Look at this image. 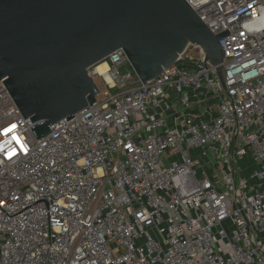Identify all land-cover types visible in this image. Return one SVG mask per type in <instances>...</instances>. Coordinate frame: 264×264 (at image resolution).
I'll list each match as a JSON object with an SVG mask.
<instances>
[{"label": "built area", "instance_id": "2783aa9c", "mask_svg": "<svg viewBox=\"0 0 264 264\" xmlns=\"http://www.w3.org/2000/svg\"><path fill=\"white\" fill-rule=\"evenodd\" d=\"M186 2L224 87L198 45L147 83L118 49L36 139L0 79V264H264V1Z\"/></svg>", "mask_w": 264, "mask_h": 264}, {"label": "water", "instance_id": "95a60500", "mask_svg": "<svg viewBox=\"0 0 264 264\" xmlns=\"http://www.w3.org/2000/svg\"><path fill=\"white\" fill-rule=\"evenodd\" d=\"M226 34L186 0H0V79L39 139L97 101L88 68L118 49L147 83L198 45L224 87Z\"/></svg>", "mask_w": 264, "mask_h": 264}, {"label": "snow or ice", "instance_id": "6c2138e0", "mask_svg": "<svg viewBox=\"0 0 264 264\" xmlns=\"http://www.w3.org/2000/svg\"><path fill=\"white\" fill-rule=\"evenodd\" d=\"M15 127H16L15 125H12V126L9 127V128H5V129H3L2 134L7 135V134L11 133V132L14 130ZM13 139H14V140H18V138L15 137V136H13ZM14 154H15V153H9V154H8L9 158H11V155H14Z\"/></svg>", "mask_w": 264, "mask_h": 264}, {"label": "rangeland", "instance_id": "374dc122", "mask_svg": "<svg viewBox=\"0 0 264 264\" xmlns=\"http://www.w3.org/2000/svg\"><path fill=\"white\" fill-rule=\"evenodd\" d=\"M191 54H194L193 51H190ZM99 64V69H103L105 67V63L104 62H100Z\"/></svg>", "mask_w": 264, "mask_h": 264}, {"label": "trees", "instance_id": "16d2710c", "mask_svg": "<svg viewBox=\"0 0 264 264\" xmlns=\"http://www.w3.org/2000/svg\"><path fill=\"white\" fill-rule=\"evenodd\" d=\"M185 65V63H180V66H184Z\"/></svg>", "mask_w": 264, "mask_h": 264}]
</instances>
